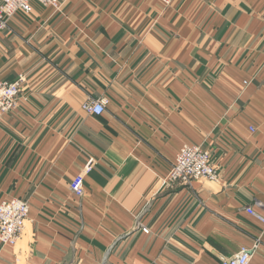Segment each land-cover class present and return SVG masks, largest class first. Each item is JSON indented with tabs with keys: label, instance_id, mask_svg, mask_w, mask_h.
Wrapping results in <instances>:
<instances>
[{
	"label": "crops",
	"instance_id": "crops-1",
	"mask_svg": "<svg viewBox=\"0 0 264 264\" xmlns=\"http://www.w3.org/2000/svg\"><path fill=\"white\" fill-rule=\"evenodd\" d=\"M31 5L0 31V78L25 77L0 114V203L29 206L0 264H219L257 239L264 264L246 212L264 203V0ZM184 144L217 179L164 184Z\"/></svg>",
	"mask_w": 264,
	"mask_h": 264
},
{
	"label": "built area",
	"instance_id": "built-area-1",
	"mask_svg": "<svg viewBox=\"0 0 264 264\" xmlns=\"http://www.w3.org/2000/svg\"><path fill=\"white\" fill-rule=\"evenodd\" d=\"M165 7L173 4L175 0H159ZM32 2L42 6L59 10L62 0H0V31L6 29L9 19L18 11L31 13ZM25 77L18 75L13 80L0 78V114L13 111L18 105L19 94L23 87ZM108 104L106 97L86 99L81 108L88 114H102ZM253 130V129H251ZM92 169V159L76 173L70 183L71 191L77 196L84 194V179ZM218 172L210 161V152L200 145L184 144L178 150L174 163L168 175L164 178V184L191 185L201 179L215 180ZM259 210L247 207L250 214L264 230V203H258ZM29 206L27 201L20 198L5 199L0 203V244L14 246L23 232L28 217ZM147 233L148 228L141 227ZM259 246V239L251 246H242L232 256L223 259L219 264H249L251 257Z\"/></svg>",
	"mask_w": 264,
	"mask_h": 264
}]
</instances>
